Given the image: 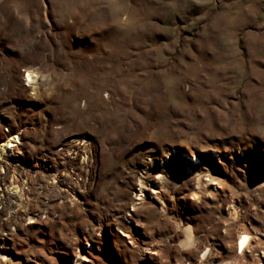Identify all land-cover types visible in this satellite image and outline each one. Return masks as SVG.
<instances>
[{"label": "rangeland", "instance_id": "1", "mask_svg": "<svg viewBox=\"0 0 264 264\" xmlns=\"http://www.w3.org/2000/svg\"><path fill=\"white\" fill-rule=\"evenodd\" d=\"M79 259L264 264V0H0V264Z\"/></svg>", "mask_w": 264, "mask_h": 264}, {"label": "bare ground", "instance_id": "2", "mask_svg": "<svg viewBox=\"0 0 264 264\" xmlns=\"http://www.w3.org/2000/svg\"><path fill=\"white\" fill-rule=\"evenodd\" d=\"M37 74V73H36ZM37 76L38 75H33V72H31V73H29V75H28V80H29V82L32 84L33 83V87H32V91H36V88L37 87H34L35 86V84H36V80H37ZM32 81V82H31ZM29 83V84H30ZM4 146V145H3ZM1 148H4V150H7V147H1ZM4 153V152H3ZM238 249H240L241 250V253L242 254H244V252L248 249V246L251 244V239H252V237L250 236V234L247 232V230L246 231H244V230H240V232H239V234H238ZM194 238H193V236H192V234H191V232L189 231V232H187V234H186V240H185V242L184 243H186V245L188 246V245H192V244H194ZM185 246V245H184ZM236 246V245H235ZM207 258V253H204L203 254V256H202V259H206ZM85 261H86V259H85ZM76 264H83V262H82V260H77V262H76Z\"/></svg>", "mask_w": 264, "mask_h": 264}, {"label": "built area", "instance_id": "3", "mask_svg": "<svg viewBox=\"0 0 264 264\" xmlns=\"http://www.w3.org/2000/svg\"><path fill=\"white\" fill-rule=\"evenodd\" d=\"M237 253L242 256L243 254L241 253V250L240 249H237Z\"/></svg>", "mask_w": 264, "mask_h": 264}]
</instances>
